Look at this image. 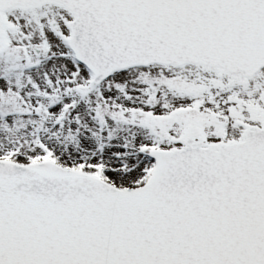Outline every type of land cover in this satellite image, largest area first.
<instances>
[{
    "label": "snow or ice",
    "instance_id": "6c2138e0",
    "mask_svg": "<svg viewBox=\"0 0 264 264\" xmlns=\"http://www.w3.org/2000/svg\"><path fill=\"white\" fill-rule=\"evenodd\" d=\"M0 264H264V0H0Z\"/></svg>",
    "mask_w": 264,
    "mask_h": 264
}]
</instances>
